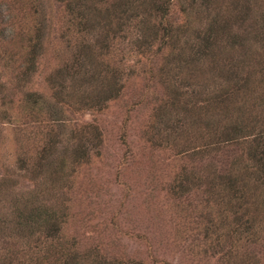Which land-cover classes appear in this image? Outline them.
<instances>
[{
    "label": "rangeland",
    "instance_id": "obj_1",
    "mask_svg": "<svg viewBox=\"0 0 264 264\" xmlns=\"http://www.w3.org/2000/svg\"><path fill=\"white\" fill-rule=\"evenodd\" d=\"M212 1L209 19L218 15L235 20V0ZM186 4L171 1L174 25L196 22ZM40 5L29 12L15 0H0V111L9 112L8 117L0 115V179H12L11 186L0 191V220L13 221L11 205L27 192L49 189L51 195L43 202L57 210L61 236L79 254L133 264H264V197L258 196L257 205L246 207L254 211V221L247 216L237 220V213H242L228 208L223 194L217 196L206 185L209 149L224 139L220 133L210 136L203 115L194 123L190 115L191 107L203 113L209 97L227 83L216 76L177 75L173 71L176 59L163 58L169 48L159 41H152L148 48L123 44L116 51L110 49L104 58L109 65L108 80L114 83L110 70L119 64L123 73L115 77L116 91L107 98L101 94L96 100V84L91 81L72 83L74 87L66 82L60 87L61 92L80 86L83 94L93 98L89 105L61 104L65 123L61 145L76 147L81 132H89L87 160L73 163L67 153L65 177L56 181L45 172L46 181H42L36 172L19 168L20 159L34 157L45 128L52 125L49 118L27 117L20 92L13 93L11 104L10 97H3L16 85L14 76L24 65L20 34L32 31L39 18L48 21L43 29V50L23 88L52 102L55 88L49 76L71 53V37L65 31L60 5L54 0H40ZM252 14L250 11L243 23L232 24L233 29L238 27V45L245 39V44L253 43L252 50L237 49V61L254 62L253 54L264 56L253 42ZM201 21L203 25L206 20ZM165 62L170 71L159 75ZM249 85L253 91L247 105L237 94L219 101H223L221 109H245L250 140L264 131V76L252 75ZM90 126L96 127L97 140L92 139ZM243 154L237 146V159ZM228 155L220 153L213 162L217 160L220 168L222 162L234 160ZM16 238L15 247L23 253L21 264H29L33 244L22 236Z\"/></svg>",
    "mask_w": 264,
    "mask_h": 264
},
{
    "label": "trees",
    "instance_id": "obj_2",
    "mask_svg": "<svg viewBox=\"0 0 264 264\" xmlns=\"http://www.w3.org/2000/svg\"><path fill=\"white\" fill-rule=\"evenodd\" d=\"M63 12L66 23V33L70 35L68 47L70 55L49 76V80L55 88L54 102L46 99L43 95L32 90L23 88L37 65L38 58L43 50V29L46 28L45 18L36 20L32 31L20 34L23 40L22 62L23 68L16 78V85L7 90L3 97L13 102L11 97L15 91L22 95L21 103L28 110L27 117L50 119L52 125L45 128L42 136V145L36 150L33 158L19 160V168L33 174L42 181H46L45 174L52 181L61 180L65 177V155L70 154L73 163L87 160L89 150L86 148L87 133L79 136L76 147H62L60 136L65 123L62 121V105L68 104H92L90 94H83L77 89L72 91L61 90L66 82L70 86L91 81L96 84V100L101 94L107 98L116 89L115 81L119 74L122 75V65L119 64L112 71L114 83L108 80V63L104 60L110 49L114 51L129 44L137 49L148 48L152 41H159L169 48L164 59L170 57L176 59L177 65L173 71L177 75L188 76H216L223 79L224 85L216 96L209 97L207 109L204 112L191 107L190 115H193V123L199 116L204 117L206 126L211 131L210 136L223 137V141L216 142V147L209 149L210 161L206 164V185L216 190V195L221 194L228 208H234L238 216H247L248 220L254 221V211L250 206L258 203V196L264 197V131L249 137V131L245 124V109H221L223 101L220 97L237 94L241 101L247 105V97L253 91L249 85L252 75L264 76V56L258 51L264 52V0H235L236 12L233 23L231 19L219 18L217 15L209 19L208 6L212 0H184L187 9L194 14L193 22H184L174 25L170 20V6L172 0H54ZM174 1V0H173ZM25 6L27 11L32 12L40 5V0H15ZM185 10V9H183ZM208 11V13H206ZM251 22L256 28L253 42L260 46L257 55L252 56L246 62L237 61V49L247 47L252 50L253 43L246 42L238 45L236 29L232 24L243 23L249 12ZM35 13V12H34ZM205 19L203 23L201 21ZM180 24V23H179ZM196 24V25H193ZM121 45V46H120ZM118 46V47H116ZM160 46V47H164ZM256 54V53H255ZM109 60H111L109 58ZM256 61V62H255ZM170 70L167 62L158 69L162 75ZM115 73V75H113ZM176 76L174 73L172 75ZM18 81V82H17ZM113 84V85H112ZM55 86V87H54ZM69 86V87H70ZM77 86V85H76ZM68 88V87H67ZM66 89V88H65ZM36 95H38L36 97ZM61 95V97L59 96ZM226 101V100H225ZM230 102V97L227 100ZM97 102V101H96ZM229 103L226 104V107ZM8 111H0L4 118L8 117ZM92 129V139L97 140L99 134L95 126ZM219 132H218V131ZM42 132V131H41ZM181 139V138H180ZM211 145L210 147H213ZM237 146L243 149L244 154L237 159ZM232 155L234 160L223 163L219 168L213 162L218 154ZM11 178L0 179V191H6L4 186H11ZM12 188V187H11ZM49 189L27 192L24 199L19 198L11 205L13 221L0 220V264H21L20 256L23 254L16 249V237H23L33 244L29 264H133L132 262H108L100 257L79 254L73 244H68L61 236L59 214L48 208L43 201L48 199ZM51 195V193H49ZM13 202V201H12ZM249 205V208H246ZM264 207V200L261 202ZM49 209V210H48ZM239 226V222L237 221ZM237 233L238 229L235 227ZM24 234V235H23ZM29 249V250H30ZM139 264V263H135Z\"/></svg>",
    "mask_w": 264,
    "mask_h": 264
}]
</instances>
